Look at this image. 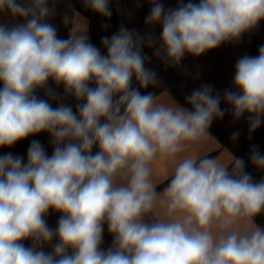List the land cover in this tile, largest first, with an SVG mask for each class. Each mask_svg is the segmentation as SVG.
<instances>
[{
  "label": "clouds",
  "instance_id": "1",
  "mask_svg": "<svg viewBox=\"0 0 264 264\" xmlns=\"http://www.w3.org/2000/svg\"><path fill=\"white\" fill-rule=\"evenodd\" d=\"M61 2L0 0V15L17 21L0 22V148L47 133L53 149L48 155L32 140L26 162L0 155V264H264V226L255 222L264 215V176L246 170L264 173V152L253 145L247 162L184 154L215 139L210 129L226 113L247 116L250 132L264 124V45L237 59L231 88L202 84L185 96L189 107L143 91L160 84L145 47L177 67L186 55L239 43L264 22V0H176L168 8L143 0L144 23L158 25L159 37L122 25L101 39L106 53L79 12L63 15L68 35L59 36L52 21ZM81 2L106 20L113 14V0ZM49 81L75 99V111L52 106L60 98ZM158 154L175 161L159 192ZM50 210L60 214L55 228Z\"/></svg>",
  "mask_w": 264,
  "mask_h": 264
},
{
  "label": "crops",
  "instance_id": "2",
  "mask_svg": "<svg viewBox=\"0 0 264 264\" xmlns=\"http://www.w3.org/2000/svg\"><path fill=\"white\" fill-rule=\"evenodd\" d=\"M165 8L175 7L176 0H164ZM112 16L110 19H105L90 10L86 9L81 0H62L56 5L57 15L52 23L58 28V34L62 38L68 35L67 29L62 24V17L65 14L71 15L73 11L79 12L86 17L89 23L90 41L100 48L102 53H106L101 45V39L105 36L110 37L117 32L123 25L129 30H136L141 34L153 32L156 37H159L161 28L157 25L154 29L148 28L145 23V17L149 13L150 5L143 0H113L110 5ZM0 22L15 23L9 15H0ZM264 45V22H261L259 28L251 33L245 34L239 43L223 44L219 48L209 51L200 57H192L186 55L181 64L177 67L166 65L161 59L153 56V49L144 48V53L152 57L151 62L146 67L155 71L159 77V86L149 87L147 92H153L158 96V101L171 104L175 101L189 107L185 103V96L193 89L200 87L202 84H209L221 93L232 86V79L235 72V64L239 57L247 54L251 56L258 55L259 46ZM135 83V82H134ZM2 87V85H0ZM51 87L59 96V100L50 101L53 107L59 103L70 104L73 111L76 110V101L73 97L64 98L63 87H57L52 81H49ZM40 98L48 99L45 96L44 90H37L36 93ZM227 108V105H221ZM239 132L237 140H232V133ZM210 133L215 139L207 141H199L191 144L186 149L185 155L203 156L209 154L212 157L219 156L224 162H229L232 155L242 157L248 161V155L253 145H258L261 152H264V124L255 132L249 131L247 116L239 121H234L230 113H226L222 120L214 121ZM32 140H39L46 149L48 155L52 153V145L49 143L50 137L47 133H40L36 136H31L21 142H18L12 148H0V155L11 152L13 155L22 156L27 160V149ZM93 149V152L97 151ZM175 166V161L165 155L158 154L157 158L152 162L153 179L158 184L157 191H162L167 186L168 178L170 177ZM256 180L261 179L264 173L257 171L250 164L247 169ZM163 209L158 208L157 214L163 217ZM60 217L59 213L50 210L47 216V223L50 227L55 228ZM258 225L264 226L262 215L256 217L255 221ZM112 243V236L107 231V226L104 229V243L102 248L107 249ZM26 245H30L31 241H25ZM45 251H51L46 247Z\"/></svg>",
  "mask_w": 264,
  "mask_h": 264
},
{
  "label": "rangeland",
  "instance_id": "3",
  "mask_svg": "<svg viewBox=\"0 0 264 264\" xmlns=\"http://www.w3.org/2000/svg\"><path fill=\"white\" fill-rule=\"evenodd\" d=\"M262 219H264V215H262Z\"/></svg>",
  "mask_w": 264,
  "mask_h": 264
}]
</instances>
